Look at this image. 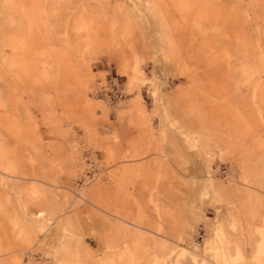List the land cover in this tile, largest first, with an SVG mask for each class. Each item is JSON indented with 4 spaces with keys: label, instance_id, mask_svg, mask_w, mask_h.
Segmentation results:
<instances>
[{
    "label": "rangeland",
    "instance_id": "rangeland-1",
    "mask_svg": "<svg viewBox=\"0 0 264 264\" xmlns=\"http://www.w3.org/2000/svg\"><path fill=\"white\" fill-rule=\"evenodd\" d=\"M0 178V264H264V0H0Z\"/></svg>",
    "mask_w": 264,
    "mask_h": 264
},
{
    "label": "built area",
    "instance_id": "built-area-1",
    "mask_svg": "<svg viewBox=\"0 0 264 264\" xmlns=\"http://www.w3.org/2000/svg\"><path fill=\"white\" fill-rule=\"evenodd\" d=\"M114 90V88L113 87H111L110 89H109V91H113ZM118 92V91H117ZM116 97L115 98H118V99H121V97H122V94H120V93H116V95H115Z\"/></svg>",
    "mask_w": 264,
    "mask_h": 264
},
{
    "label": "bare ground",
    "instance_id": "bare-ground-1",
    "mask_svg": "<svg viewBox=\"0 0 264 264\" xmlns=\"http://www.w3.org/2000/svg\"><path fill=\"white\" fill-rule=\"evenodd\" d=\"M166 35V34H165ZM137 75L140 77V73L139 72H137ZM141 75H142V72H141ZM143 76V75H142ZM144 80V79H143ZM5 172V171H4ZM7 176H9V175H7ZM6 176V177H7ZM14 177V176H13ZM1 179V178H0ZM3 179V178H2ZM0 182H2V181H0ZM22 210V209H21ZM116 217V216H115ZM119 218V217H118ZM116 219V218H115ZM17 223V222H16ZM138 226V225H137ZM140 226V225H139ZM136 228H138V227H136ZM142 229V228H141ZM157 233V232H156ZM25 237V236H24ZM47 237V236H46ZM170 242H172V241H170ZM169 242V243H170ZM173 244V243H172ZM170 245V244H169ZM9 260V259H8Z\"/></svg>",
    "mask_w": 264,
    "mask_h": 264
},
{
    "label": "crops",
    "instance_id": "crops-1",
    "mask_svg": "<svg viewBox=\"0 0 264 264\" xmlns=\"http://www.w3.org/2000/svg\"><path fill=\"white\" fill-rule=\"evenodd\" d=\"M137 72H138V71H137ZM139 73H140V72H139ZM134 75H135V74H134ZM135 76H136V78L139 80V78H140V77L137 75V73H136V75H135ZM108 215H110V216H113V217H115V216H116L115 214H112V213H108Z\"/></svg>",
    "mask_w": 264,
    "mask_h": 264
}]
</instances>
